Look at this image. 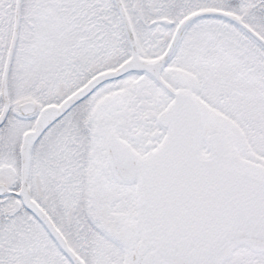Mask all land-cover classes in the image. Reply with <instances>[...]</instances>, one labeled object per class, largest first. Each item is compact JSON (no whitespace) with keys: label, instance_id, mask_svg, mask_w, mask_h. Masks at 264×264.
Returning <instances> with one entry per match:
<instances>
[{"label":"snow or ice","instance_id":"obj_1","mask_svg":"<svg viewBox=\"0 0 264 264\" xmlns=\"http://www.w3.org/2000/svg\"><path fill=\"white\" fill-rule=\"evenodd\" d=\"M0 264H264V0H0Z\"/></svg>","mask_w":264,"mask_h":264}]
</instances>
